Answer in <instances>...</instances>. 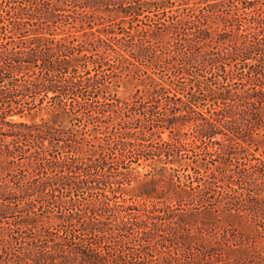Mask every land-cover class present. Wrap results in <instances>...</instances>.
<instances>
[{"label": "trees", "instance_id": "16d2710c", "mask_svg": "<svg viewBox=\"0 0 264 264\" xmlns=\"http://www.w3.org/2000/svg\"><path fill=\"white\" fill-rule=\"evenodd\" d=\"M0 264H264V0H0Z\"/></svg>", "mask_w": 264, "mask_h": 264}, {"label": "rangeland", "instance_id": "374dc122", "mask_svg": "<svg viewBox=\"0 0 264 264\" xmlns=\"http://www.w3.org/2000/svg\"><path fill=\"white\" fill-rule=\"evenodd\" d=\"M123 85V84H122ZM121 91L119 93V95L121 97H128L130 95V93L132 92L131 90H128L127 92H125V86H121ZM48 114L45 113L44 111H41V112H36L35 114H32V115H27L25 117H20L19 115H15L14 118L16 119H20V118H27V119H35L37 121H39L42 117H47Z\"/></svg>", "mask_w": 264, "mask_h": 264}]
</instances>
